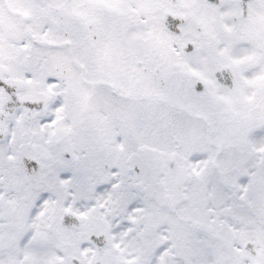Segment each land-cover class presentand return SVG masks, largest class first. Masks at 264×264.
I'll return each mask as SVG.
<instances>
[{"label": "snow or ice", "instance_id": "obj_1", "mask_svg": "<svg viewBox=\"0 0 264 264\" xmlns=\"http://www.w3.org/2000/svg\"><path fill=\"white\" fill-rule=\"evenodd\" d=\"M0 264H264V0H0Z\"/></svg>", "mask_w": 264, "mask_h": 264}]
</instances>
